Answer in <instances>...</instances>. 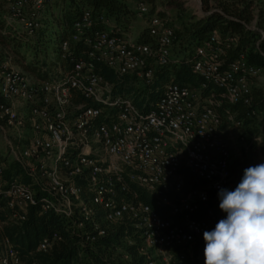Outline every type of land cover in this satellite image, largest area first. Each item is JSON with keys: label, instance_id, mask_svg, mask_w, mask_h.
Here are the masks:
<instances>
[{"label": "built area", "instance_id": "1", "mask_svg": "<svg viewBox=\"0 0 264 264\" xmlns=\"http://www.w3.org/2000/svg\"><path fill=\"white\" fill-rule=\"evenodd\" d=\"M44 1L4 0L5 19L32 35ZM149 35L151 44L119 38L96 27L85 11L59 45L64 65L45 79L18 70L0 49V138L9 162L25 173L4 180L0 165V201L22 222L41 195L43 212L91 234L92 242L107 235L103 224L127 221L139 234L137 250L146 264H196L203 233L226 218L219 190H234L243 177L233 166L234 153L241 161L234 141L248 151L242 121L221 110L250 106L253 81L264 70L243 54L227 62L235 39L223 43L214 31L196 50L193 71L201 85L170 81L149 110L141 109L98 69L151 86L157 68L169 63L176 37L158 17L151 18ZM51 246L44 239L38 251ZM0 264H25L2 224Z\"/></svg>", "mask_w": 264, "mask_h": 264}, {"label": "trees", "instance_id": "2", "mask_svg": "<svg viewBox=\"0 0 264 264\" xmlns=\"http://www.w3.org/2000/svg\"><path fill=\"white\" fill-rule=\"evenodd\" d=\"M201 1L204 12L194 15L188 13L189 9L182 0H45L39 27L28 35L24 30L20 33L19 25L5 19V2L0 0V49L14 63L17 61L24 71L45 79L64 65L59 45L71 38L74 23L85 11L91 13L96 27L106 29L119 38H127L133 29L141 28L138 22L144 20L139 18L140 8L144 7L147 9L146 20L137 42L152 43L150 20L160 18L175 32L176 40L169 63L157 68L151 86L145 85L136 76L120 78L103 66L98 72L115 86L117 93L132 98L139 108L149 110L170 81L186 87L201 85L202 79L193 71L196 50L210 39L214 31H218L223 43L228 38L235 39L225 56L227 62L243 54L250 64L264 70V2L217 0L212 4L211 0ZM166 8L171 9V13H178V25L173 15L165 11ZM250 98V106L243 103L225 105L221 110L222 116L227 110L243 124L240 131L245 136L248 151L244 147L239 148L241 161L239 159L235 166L241 174L249 166L259 164L260 150L264 148V87L253 84ZM251 111H255L256 115H248ZM260 116L262 122H259ZM2 164L6 166L4 180L25 175L18 163L9 162L8 153L0 146ZM41 198V195L37 196V203L29 207L22 222L12 220V211L0 201L2 234L12 240L25 264H146L145 257L140 256L137 250L141 242L139 234L129 222L103 224L107 235L92 242L91 234L84 235L71 228L68 221L55 213L43 212ZM144 201L151 203L148 198ZM44 239L52 241V246L46 252L38 251ZM204 247L205 241L194 248L196 264H205Z\"/></svg>", "mask_w": 264, "mask_h": 264}, {"label": "clouds", "instance_id": "3", "mask_svg": "<svg viewBox=\"0 0 264 264\" xmlns=\"http://www.w3.org/2000/svg\"><path fill=\"white\" fill-rule=\"evenodd\" d=\"M226 213L203 233L205 264H264V163L249 166L234 190L221 188Z\"/></svg>", "mask_w": 264, "mask_h": 264}, {"label": "rangeland", "instance_id": "4", "mask_svg": "<svg viewBox=\"0 0 264 264\" xmlns=\"http://www.w3.org/2000/svg\"><path fill=\"white\" fill-rule=\"evenodd\" d=\"M182 1L184 2L185 7H187V8L189 9V10H188V13H190V14L193 13L194 15H199V13L196 12V8H197V6L199 5V4H198L199 1L202 2L201 0H182ZM214 1H217V0H211L212 4H214ZM202 10H203V9H202ZM165 11L171 13L172 10L169 9V8H166ZM203 12H204V11H203ZM255 13H256V14L258 13V10H257V9H256ZM171 14H172L173 17H174L175 24L178 25V22H177V20H176V16L178 15V13H177L176 11H174V12H172ZM141 16H144V15H141ZM22 30H23V29L21 28L20 33H22ZM26 42H27V41H26ZM173 50H174V48L172 49V52H173ZM50 52H52V50H51ZM14 61H15V60H14ZM14 67H16L18 70L20 69V70L24 71V70L22 69V67H20V66L18 65V62H17V61H15V63H14ZM253 84L261 85V86L264 87V73H263L258 79H256L255 81H253ZM259 122H262V117H261V116L259 117ZM234 142L236 143V149H237L238 152L240 153L239 148H240V147H243V144H244V143H242V142H238V141H236V140H235ZM237 144H238V145H237ZM0 146H1V148L3 149V151H4L5 153H7L6 145H5L4 141H2L1 138H0ZM260 151H261V152H260V153H261V155H260L261 158H260L259 163H264V148L261 149ZM233 159H234V160H233V166H236V165L238 164V161H239V157H238V155L234 153Z\"/></svg>", "mask_w": 264, "mask_h": 264}, {"label": "crops", "instance_id": "5", "mask_svg": "<svg viewBox=\"0 0 264 264\" xmlns=\"http://www.w3.org/2000/svg\"><path fill=\"white\" fill-rule=\"evenodd\" d=\"M139 18H144V20L143 21H139L138 22V24H139V26L141 27L140 29H138V30H134L133 29V31H131L129 34H128V36H127V38L128 39H130V40H132V41H138V37H139V35L141 34V31H142V27L145 25V20H146V18H145V16H139Z\"/></svg>", "mask_w": 264, "mask_h": 264}]
</instances>
